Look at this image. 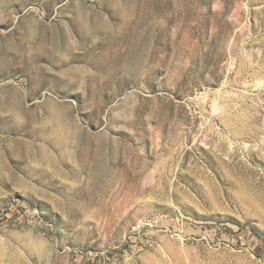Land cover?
<instances>
[{"label":"rangeland","instance_id":"1","mask_svg":"<svg viewBox=\"0 0 264 264\" xmlns=\"http://www.w3.org/2000/svg\"><path fill=\"white\" fill-rule=\"evenodd\" d=\"M0 264H264V0H0Z\"/></svg>","mask_w":264,"mask_h":264}]
</instances>
